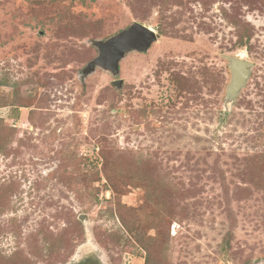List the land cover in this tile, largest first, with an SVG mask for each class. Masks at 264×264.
<instances>
[{"label":"rangeland","instance_id":"rangeland-1","mask_svg":"<svg viewBox=\"0 0 264 264\" xmlns=\"http://www.w3.org/2000/svg\"><path fill=\"white\" fill-rule=\"evenodd\" d=\"M77 257L264 264V0H0V264Z\"/></svg>","mask_w":264,"mask_h":264},{"label":"water","instance_id":"water-1","mask_svg":"<svg viewBox=\"0 0 264 264\" xmlns=\"http://www.w3.org/2000/svg\"><path fill=\"white\" fill-rule=\"evenodd\" d=\"M156 41L157 35L153 28L134 24L129 30L102 44L99 47L100 54L91 66L100 67L114 75H118L119 65L128 53L132 51L145 52ZM227 59L230 66L231 81L227 87L226 100L233 104L239 92L245 88L253 64L240 58ZM114 84L119 87L123 82L118 81ZM79 220L83 221V216Z\"/></svg>","mask_w":264,"mask_h":264},{"label":"flooded vegetation","instance_id":"flooded-vegetation-1","mask_svg":"<svg viewBox=\"0 0 264 264\" xmlns=\"http://www.w3.org/2000/svg\"><path fill=\"white\" fill-rule=\"evenodd\" d=\"M79 258L80 257H77L76 260H74L75 262H77L76 264H97V263H94V262H92L90 260H82L81 262L80 261L78 262Z\"/></svg>","mask_w":264,"mask_h":264},{"label":"bare ground","instance_id":"bare-ground-1","mask_svg":"<svg viewBox=\"0 0 264 264\" xmlns=\"http://www.w3.org/2000/svg\"><path fill=\"white\" fill-rule=\"evenodd\" d=\"M241 59V58H240Z\"/></svg>","mask_w":264,"mask_h":264}]
</instances>
